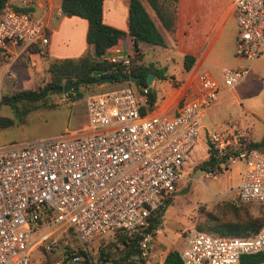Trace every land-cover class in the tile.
<instances>
[{
  "label": "built area",
  "instance_id": "built-area-1",
  "mask_svg": "<svg viewBox=\"0 0 264 264\" xmlns=\"http://www.w3.org/2000/svg\"><path fill=\"white\" fill-rule=\"evenodd\" d=\"M38 1L3 0L0 51L17 47L45 53L46 26L42 15L34 13ZM232 8L234 54L251 61L264 46V0H232ZM101 58L127 65L129 50L118 38ZM248 66H222L219 80L206 70L192 72L189 81H180L183 92L171 114L148 104V87L138 90L126 81L87 95L86 121L79 127L0 145V264H29L31 251L52 250L59 233L74 237L79 246L53 264H74L80 258L76 250L87 252V244L107 231L137 233L145 257L153 237L150 216L176 190L180 167L199 139L205 108L222 85L237 83ZM238 137L205 130L202 146L214 157L205 173L214 177L229 162L242 161L235 194L244 203L264 206V152ZM251 253L263 256L253 264H264V224L244 236L190 224L179 250L183 264H239L241 254Z\"/></svg>",
  "mask_w": 264,
  "mask_h": 264
},
{
  "label": "rangeland",
  "instance_id": "rangeland-1",
  "mask_svg": "<svg viewBox=\"0 0 264 264\" xmlns=\"http://www.w3.org/2000/svg\"><path fill=\"white\" fill-rule=\"evenodd\" d=\"M143 2L149 15L158 24L146 1L143 0ZM139 44L142 53L136 58L137 63L164 68L166 77L154 76L153 82L149 83L155 101L163 102L173 94L174 86H177L180 79L184 77L185 70L181 60L176 55H172L173 58L166 56L162 46L148 42ZM128 50L132 51L131 45ZM7 56L6 52L0 55V71L8 60ZM49 59L51 57H48ZM48 60L46 59V62ZM13 63L12 67L4 68L3 81L0 79V95L21 88L36 89L48 78L47 63L42 66H33L28 64L25 57H19ZM125 82L124 80L93 84L81 82L75 85L76 90L69 89V93L51 94L44 106H38L27 112L26 117L30 119L27 123H19L14 111L7 104L1 103L0 115L11 117L14 123L12 126L0 128V145L56 136L66 129L79 127L86 121L84 100L87 95L118 87ZM206 129H214L228 136L238 133L237 139L240 141L241 137H244L246 141H261L262 146L259 148L264 152V50L250 62L247 72L237 83L231 87L222 85L216 100L205 108L199 139L189 150L187 159L180 167L182 178L176 183V190L165 200L160 229L151 241L158 249L154 262L151 264H157L167 248L180 250L184 244L186 229L190 224L197 227L207 211L225 218L232 216L224 203L236 198L235 187L240 182L243 164L240 160H233L229 162L226 169L216 170L214 177L207 175L205 168L199 166V162L207 157L202 146ZM244 206L251 215L264 211V206L259 204L246 203ZM114 236V233L107 231L94 237L87 244V251L92 260L96 258L100 247L106 249L111 247L113 250V246L110 245ZM57 239L52 250L44 251L41 248H34L31 251L30 263L36 264L47 259L53 264L65 251L79 246L74 237H67L62 233L58 234ZM153 245L150 250L153 249ZM144 258L150 259L151 256L146 254ZM81 259L82 256L74 264H82Z\"/></svg>",
  "mask_w": 264,
  "mask_h": 264
},
{
  "label": "trees",
  "instance_id": "trees-1",
  "mask_svg": "<svg viewBox=\"0 0 264 264\" xmlns=\"http://www.w3.org/2000/svg\"><path fill=\"white\" fill-rule=\"evenodd\" d=\"M151 11L154 13L157 22L170 35L174 30V20L177 0H145ZM3 0H0V7ZM102 0H60L59 8L63 15H78L85 18L87 25L85 30V41L87 49L80 55L74 57L51 58L47 62L46 70L48 78L36 89L21 88L8 94L0 95V104H7L15 113L19 123H27L30 119L26 117L27 112L44 106L51 94L63 93L62 84L65 81L82 80L83 84L98 83L102 76H112L110 82L128 81L136 89L147 87L145 76L152 73L153 76L165 78L164 68L152 67L137 63L136 58L142 53L139 47L140 42H148L153 45L164 46L165 42L157 28L155 21L149 15L141 0H128L127 4V28L122 30L116 26L107 24L102 20ZM128 35L131 39L132 51L129 50V63L119 65L110 63L101 58L104 50L122 35ZM33 50V49H31ZM132 52V53H131ZM2 54V52H1ZM0 54V55H1ZM193 62V56L184 54L182 56V67L188 70ZM129 76L136 77L134 82L129 81ZM123 77V79H121ZM76 86L70 90H76ZM66 93H69L67 91ZM78 94V92H77ZM148 104L153 105L154 94L151 89L147 92ZM141 113H145L141 107ZM14 120L5 115H0V128L12 126ZM246 146L259 148L261 141H245ZM214 157L209 154L199 162V166L206 168L212 164ZM236 195V194H235ZM225 207L231 212L230 218L218 216L207 211L204 219L197 224V228L219 235H249L257 231L264 224V211L257 215H251L244 202L236 195L235 199L225 202ZM263 212V213H262ZM162 210L153 212L149 219L148 228L154 232L160 221ZM115 234L110 246L113 250L100 247L95 259H91L89 252L76 250L82 256V264H128L144 263V257L140 254L139 238L134 232L112 231ZM68 251V250H67ZM261 253L241 254L239 264H253L262 259ZM31 264V263H29ZM36 264H51L43 259ZM160 264H183L179 251L169 248Z\"/></svg>",
  "mask_w": 264,
  "mask_h": 264
},
{
  "label": "crops",
  "instance_id": "crops-1",
  "mask_svg": "<svg viewBox=\"0 0 264 264\" xmlns=\"http://www.w3.org/2000/svg\"><path fill=\"white\" fill-rule=\"evenodd\" d=\"M59 1L39 0L34 8V13L42 15L48 35L44 54H38L33 50H20L17 47H12L9 51H0V53L6 52L8 54V60L3 64L0 71V79L2 81L4 68L6 66L12 67L13 62L19 57H25L30 65L42 66L47 63L46 59L48 60V57H74L87 49L85 41L87 22L85 18L73 14H61ZM141 2L146 9L143 0ZM127 4L128 0H102L103 22L126 30ZM155 24L165 42L162 47L166 56L171 58H173L172 55L178 56L181 60V65L184 54L193 56L191 66L188 70H185L184 77L180 81H189L191 73L197 70H206L219 80L222 66L235 67L241 64H250L252 61L234 54L235 18L232 0H177L172 35L167 33L159 23L155 22ZM119 39L128 50L131 45L129 36L127 34L122 35ZM139 47L141 48L140 44ZM263 50L264 46L260 53ZM244 61L248 62L243 63ZM153 80L154 76H152L151 81L153 82ZM182 88L183 86L180 84L174 86L173 94L163 102L157 103L154 99V108L167 114L173 113L178 96L183 92ZM161 219H163L162 216H160L159 224L153 232L152 239L155 238L156 232L160 229ZM151 241L149 250L151 245H153ZM153 246V249L148 250L147 253L151 258H144L143 264L154 262L158 249L157 246ZM168 249L163 252L157 264H160ZM177 250L179 251V249Z\"/></svg>",
  "mask_w": 264,
  "mask_h": 264
},
{
  "label": "water",
  "instance_id": "water-1",
  "mask_svg": "<svg viewBox=\"0 0 264 264\" xmlns=\"http://www.w3.org/2000/svg\"><path fill=\"white\" fill-rule=\"evenodd\" d=\"M152 76L153 74L152 73H147L146 76H145V81H146V84L148 85V89H150V86H149V83L151 82V79H152ZM113 79L112 76H102L99 78V82H106V81H111ZM121 79H123V77H121ZM137 78L136 77H132V76H129V81H136ZM82 80H75V81H65L63 82L62 84V92L63 93H66L70 88L74 87L75 85L81 83Z\"/></svg>",
  "mask_w": 264,
  "mask_h": 264
}]
</instances>
